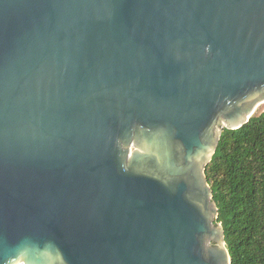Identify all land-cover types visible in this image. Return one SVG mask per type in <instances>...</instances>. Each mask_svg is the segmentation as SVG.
<instances>
[{
	"label": "water",
	"instance_id": "obj_1",
	"mask_svg": "<svg viewBox=\"0 0 264 264\" xmlns=\"http://www.w3.org/2000/svg\"><path fill=\"white\" fill-rule=\"evenodd\" d=\"M264 103V0H0V264H231L205 169Z\"/></svg>",
	"mask_w": 264,
	"mask_h": 264
},
{
	"label": "trees",
	"instance_id": "obj_2",
	"mask_svg": "<svg viewBox=\"0 0 264 264\" xmlns=\"http://www.w3.org/2000/svg\"><path fill=\"white\" fill-rule=\"evenodd\" d=\"M205 175L231 264H264V111L222 131Z\"/></svg>",
	"mask_w": 264,
	"mask_h": 264
},
{
	"label": "bare ground",
	"instance_id": "obj_3",
	"mask_svg": "<svg viewBox=\"0 0 264 264\" xmlns=\"http://www.w3.org/2000/svg\"><path fill=\"white\" fill-rule=\"evenodd\" d=\"M262 107H264V103H261V104L255 109V111L253 112L252 115H255V114L258 112V110L261 109Z\"/></svg>",
	"mask_w": 264,
	"mask_h": 264
},
{
	"label": "rangeland",
	"instance_id": "obj_4",
	"mask_svg": "<svg viewBox=\"0 0 264 264\" xmlns=\"http://www.w3.org/2000/svg\"><path fill=\"white\" fill-rule=\"evenodd\" d=\"M263 111H264V107H262L261 109H259L258 112L255 115L257 116V115H259Z\"/></svg>",
	"mask_w": 264,
	"mask_h": 264
}]
</instances>
